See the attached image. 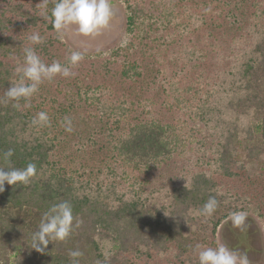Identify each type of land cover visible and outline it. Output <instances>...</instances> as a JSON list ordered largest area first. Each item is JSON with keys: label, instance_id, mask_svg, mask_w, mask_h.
Listing matches in <instances>:
<instances>
[{"label": "trees", "instance_id": "16d2710c", "mask_svg": "<svg viewBox=\"0 0 264 264\" xmlns=\"http://www.w3.org/2000/svg\"><path fill=\"white\" fill-rule=\"evenodd\" d=\"M55 2L0 0V155L13 149L11 166L23 168L29 162L37 166L29 184L5 183L0 192V264H72L73 250L83 253L79 264H198V258H184L195 255L198 244L217 247V228L230 213L251 209L264 218V0H197L192 8L183 5L192 0H124L129 35L124 46L103 60L79 62L72 67L73 76L44 81L27 101H10L4 92L19 79L15 69L23 65L25 47H33L46 64L69 62L52 26ZM226 21L236 25V35H215L211 27L224 29ZM33 33L44 42L32 44ZM196 36L197 52L188 50L185 56L197 53V65L191 66L197 71V112L211 113L209 98L215 89L221 99L229 97L228 108L235 113L229 121L231 130L216 151L219 180L197 173L190 188L178 187L166 204L153 205L150 195L138 191L128 197L116 184L103 185L102 173L94 181L62 166L57 157L63 140L32 121L36 112L45 111L57 124L84 104L92 121L111 117L116 125L102 134L111 137L112 166L106 167L105 178L117 171L124 180L146 176L165 165L172 152L183 147L181 130L151 120V104L147 110L144 106L151 119L137 117L139 101L129 92L136 91L144 73L155 68L161 79L168 78L164 83L175 95V107H191L192 101L176 87L177 78L169 76V68L173 74L175 70L167 57L173 46L191 43ZM103 76L113 83H106ZM201 91L204 98H199ZM16 103L19 107H14ZM89 119L87 123L94 124ZM0 165L6 166L2 158ZM209 196H215L219 206L205 217L199 209ZM61 201L71 203L79 226L65 241L50 242L38 252L32 248V234L43 214Z\"/></svg>", "mask_w": 264, "mask_h": 264}, {"label": "rangeland", "instance_id": "374dc122", "mask_svg": "<svg viewBox=\"0 0 264 264\" xmlns=\"http://www.w3.org/2000/svg\"><path fill=\"white\" fill-rule=\"evenodd\" d=\"M174 1L178 2V0ZM111 3L114 16L109 27L102 30L99 35H79L75 31V26H72L65 34H59L55 30V36L63 47L64 54L66 53L70 56L72 51L84 52L85 56L81 63L89 61L87 59L103 60L113 50L127 43L129 35L126 31L128 17L126 3L124 0H111ZM196 3L197 0H192L189 3L184 2L183 5L192 8ZM243 18L245 19V13ZM226 23V27L221 30L211 27L215 35L220 37L227 34L236 35L234 33L236 25L230 24L228 21ZM241 24L242 29L246 28L247 23L245 25L243 21ZM173 48L171 56L169 55L167 59L173 63L175 74L172 73L171 68H169L168 73L171 78H174V76L177 78L178 85L176 87L185 100L192 101L191 107L180 110L175 107L172 97L175 95H172L166 89L167 85L164 83L168 78L161 79L156 74L155 68L144 73V77L140 81L141 84L137 86L136 91L131 89L130 92H127L131 93L132 99L136 98L139 101L136 109L137 117L147 120L149 115L146 110L152 105L154 106V111L152 116H150L152 119H149L179 127L183 147L172 152L171 158L166 161L165 165L146 176L136 177L134 175L130 176L134 178H126L124 180L121 179V172L117 171L115 176L111 175L105 178L107 175L106 167L112 166V162L109 159L110 153L108 152L111 146H109L108 141L111 140V137L104 138L102 134L107 133L109 127L114 128L116 125L111 117L110 119L104 117L101 120L96 117L92 121L88 117L89 114L84 104L81 108L78 105V108L75 112L70 113V116L63 115L62 119L57 120V124H52L50 119V125L43 126L63 140L59 147V157H57L60 159L62 166L73 173L77 171L80 174L84 173L85 177L89 175L94 181L99 180L104 175L103 185L116 184V187L119 188L118 192L128 194V197H132V194L129 193L138 191L142 196L150 195L149 198H151L153 205L156 203L166 204L171 192L178 187L190 188L192 179L197 173H206L217 180L220 179L219 175H216L215 161L218 158L216 151L218 145L224 141L226 131L231 130L229 121L234 120L235 113L228 108L227 101L229 97L221 99V94L216 92L215 89L211 90L214 94L209 98L210 105L214 107L211 113L206 115L197 112V96H195L197 92V83H195L197 71L195 67H191L193 64L197 65L194 63V57L197 56V53L194 54L195 56L190 55L192 58L185 56V53L189 52L188 50L197 52V36L194 39L192 38L191 43L182 41L176 47L173 46ZM97 49L100 50L97 51ZM189 59L191 63L190 61L187 62ZM184 64L188 65L186 69ZM103 77L106 83H113L114 81L106 76ZM96 80L99 82V79ZM124 86L127 87L126 85ZM204 89L210 90L209 88ZM204 93L201 91L199 98H204L206 95ZM114 100L116 102V99ZM142 109H144L143 112L141 111ZM37 113L39 112H36L35 116H37ZM65 117H69L72 120V132L65 131ZM86 117L94 124L87 123ZM248 120L245 124H247ZM94 128H98V132L93 130ZM118 128L121 129V132L124 131L121 124ZM115 133L113 132L112 134L114 135ZM92 142L95 143L94 146H91ZM237 159H241L240 154ZM98 173H102V175ZM245 213H247V219L243 229L233 227L229 217L220 224L214 238L216 246L225 244L233 249L247 252L250 264H264V218L251 209ZM189 257L197 259V254H189L184 260Z\"/></svg>", "mask_w": 264, "mask_h": 264}, {"label": "clouds", "instance_id": "9594fccd", "mask_svg": "<svg viewBox=\"0 0 264 264\" xmlns=\"http://www.w3.org/2000/svg\"><path fill=\"white\" fill-rule=\"evenodd\" d=\"M52 26L59 34H65L72 26L75 31L83 36H96L102 30L109 27L114 16L111 0H56L51 10ZM29 40L32 44H42L43 37L33 33ZM100 49H97L99 51ZM24 61L15 71L19 75L17 81L11 82V87L4 92V96L10 101H27L39 91V86L44 81H51L57 75L70 77L75 75L72 67L78 65L84 59L82 51H72L68 64L53 61L46 64L33 47L23 49ZM27 106V105H26ZM19 107V104H14ZM32 123L39 126H49L50 118L47 112L37 113ZM65 131L72 132V120L64 119ZM14 150L9 149L0 155L4 165H0V192L4 191V185H27L37 175V166L29 162L23 168L11 166V158ZM219 206L215 196H209L199 213L205 217H211ZM233 227L243 229L247 219V213L243 211L232 212L229 215ZM75 222V223H74ZM80 221L73 215V207L68 201L53 204L42 216L38 230L32 234V248L43 253L50 242L65 241L70 237L74 227L79 226ZM194 251L197 254L198 264H250L247 252L233 249L225 244L217 247H205L196 245ZM72 264H79V258L83 255L80 250L69 253Z\"/></svg>", "mask_w": 264, "mask_h": 264}]
</instances>
